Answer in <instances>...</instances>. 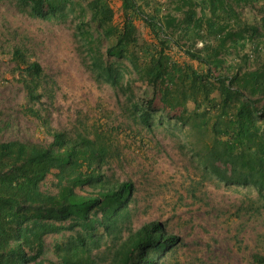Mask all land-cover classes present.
Here are the masks:
<instances>
[{"label": "trees", "instance_id": "16d2710c", "mask_svg": "<svg viewBox=\"0 0 264 264\" xmlns=\"http://www.w3.org/2000/svg\"><path fill=\"white\" fill-rule=\"evenodd\" d=\"M16 2L34 19L72 23L84 66L123 96L128 120L150 131L155 120L176 118L168 133L185 127L184 146L195 155L226 158L232 183L255 193L245 196L246 209L264 210V76L252 67L259 58L264 65V14L250 10L264 0H120L119 24L108 0ZM138 21L149 39L139 36ZM173 49L197 67L185 65L181 85L159 98V85L178 71ZM9 56L21 111L51 141L0 142V264H171L180 239L158 221L134 228L133 184L105 172L118 155L117 127L76 119L53 128L45 107L56 101V82L25 45ZM48 175L55 193L41 189ZM251 261L264 264V255Z\"/></svg>", "mask_w": 264, "mask_h": 264}, {"label": "rangeland", "instance_id": "374dc122", "mask_svg": "<svg viewBox=\"0 0 264 264\" xmlns=\"http://www.w3.org/2000/svg\"><path fill=\"white\" fill-rule=\"evenodd\" d=\"M108 1L114 10V23L119 24L120 0ZM250 10L258 16L264 14L260 4ZM137 27L139 36L149 39L141 22ZM72 28V23L34 19L18 7L16 0H0V142L51 141L38 122L21 111L23 92L16 82L9 53L13 46L23 44L56 82V101L45 107L53 128L69 129L76 119L88 125L117 127L118 155L105 166V172L133 184L134 228L158 221L166 232L180 239L171 264H252V254L264 255V210L246 209L245 196L254 197L255 193L232 183L229 161L216 153H209L205 160L204 155L198 157L185 147V127L172 135L166 130L174 126L176 118H162L161 124L155 120L150 131L128 120L123 96L106 84L96 83L84 66L75 48ZM173 55L178 71L159 85V98L175 84L181 85L185 65L197 67L181 51L173 49ZM258 62L259 66L252 67L264 76L262 58ZM186 93L181 87L184 99ZM160 112L156 111L155 119ZM204 167L211 176H204ZM41 189L56 192L51 175L42 182ZM52 240L53 236L46 237L48 247ZM47 258L53 260L51 253Z\"/></svg>", "mask_w": 264, "mask_h": 264}]
</instances>
